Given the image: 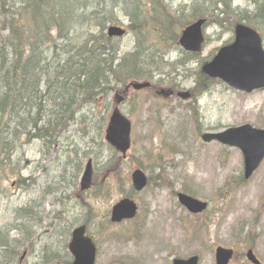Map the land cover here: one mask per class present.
<instances>
[{
    "label": "rangeland",
    "instance_id": "1",
    "mask_svg": "<svg viewBox=\"0 0 264 264\" xmlns=\"http://www.w3.org/2000/svg\"><path fill=\"white\" fill-rule=\"evenodd\" d=\"M148 1L154 0H145L143 3ZM168 2L176 9L184 5L198 4L203 0ZM233 5L242 9H252L247 0H236ZM118 18L122 21L121 25L128 24L122 14H119ZM218 34L215 27L207 30V43L201 58H206L230 39V35L221 37ZM118 45L121 53L130 52L134 46L133 36L127 34L119 40ZM168 58L175 60L173 53ZM197 68V64H191L186 71H181L183 75L176 81L179 91L186 92L192 89L194 83L191 77L195 79L194 71ZM131 91L128 93L129 101L120 107L121 112L132 124L130 156H135L136 163L141 162L147 166L149 156L154 158L160 154L162 159L158 163L164 167L163 172L159 174L161 185L135 196L134 201L139 208L135 221L144 227L142 234L144 240L126 245L107 244L100 240V257L96 264H114V260L118 258L128 261L124 258L126 256L137 258L140 264H171L172 259H186L194 254L200 257V264H215L216 246L235 250L239 257L230 264H246L244 257L240 256L241 253L244 255L248 245L254 246L256 256L261 264H264V161L250 179L243 184L240 183L239 176L243 170L240 151L215 142L203 143L200 140L197 136L199 129H195L193 116H190L183 107L191 99L183 101L175 96L167 99L154 98L150 91L138 93ZM112 106L113 96H110L107 100L100 98L98 103L80 112L85 114L92 124H96L101 117H105L107 123ZM196 106L200 128L204 133L219 132L242 124L264 129V90L246 95L215 84L198 100ZM169 107H172L173 113L168 112ZM74 129L75 126L72 125L63 136L71 137L75 133ZM62 142L65 143L63 140ZM20 147L26 152L23 156L15 154V157L23 160L22 165H25L24 161L27 162L28 167L22 170L21 176L29 178L28 183L33 180L31 192L33 193V190H39L46 180L41 172L43 166L52 170L51 166L56 165L54 163L57 159L54 155H48V160L44 162V147L40 140L22 139ZM20 149L18 153L21 154ZM64 160L65 155L62 157L63 165ZM135 167V164L131 168V164L127 163L124 173L130 176L131 170ZM11 180L9 177L0 184V225L8 226L10 229L6 238L8 241L13 234L10 224L15 217L16 209L30 197L36 196L24 193L25 188L22 191L16 187L11 188ZM45 183L48 187L51 186L49 181ZM71 185L66 186V191L74 195L76 188L71 189ZM63 190L61 188V192ZM180 190L208 202V210L200 216L193 217L187 214L176 199V193L181 192ZM66 196L71 205L72 197L68 193ZM118 199L119 196L114 192L105 198L94 196L89 199V204L100 216L96 215L94 219L102 220L103 216L99 212L109 211ZM6 222L7 224L2 225ZM133 223L121 224L112 231L130 229ZM194 225L205 226V232L202 234L196 232ZM3 250L6 251L7 248ZM22 256L23 254L20 257ZM19 263L42 264L41 257L29 258L28 254L19 260ZM12 264L18 263L13 261Z\"/></svg>",
    "mask_w": 264,
    "mask_h": 264
},
{
    "label": "trees",
    "instance_id": "2",
    "mask_svg": "<svg viewBox=\"0 0 264 264\" xmlns=\"http://www.w3.org/2000/svg\"><path fill=\"white\" fill-rule=\"evenodd\" d=\"M66 1L0 0V15L6 11L10 12L6 19L0 21V27L12 30L9 35L0 34V59L7 64L21 66L18 72L25 76L18 82L20 86L28 85L26 73L31 72L25 68L34 66L40 61L60 60L63 66L60 71L61 76L75 62L83 65L82 67L90 66L83 64L82 60L86 56L95 57L98 53L102 57L101 64L104 67L102 70L94 69V71L85 67L89 69L88 73L69 74V70L63 78H59L60 82L64 83L73 78H77V81L74 80L76 83L70 88H63L60 83L56 91L58 96L65 100L62 101L65 110H59V114L50 119L51 123L43 124L38 130L27 126L21 128L14 123L12 114H8L7 109L10 101H7L6 87L10 82H4L0 87V130L11 132L14 142L18 145H21L22 139L45 141L48 138L49 141H53L73 123L76 113L95 105L100 98L107 99L119 87L131 81H153L157 77L167 76L165 66L171 67V65L165 60V55L171 50H178L179 32L208 12L214 10L218 12L215 24L221 27L222 35L231 34L236 24L243 23L255 29L264 38V0H247L250 2L251 10L234 7L235 0H211L212 6L196 7L192 11L186 5L173 9L168 0H154L147 3H143L145 0H124L119 6H115V10L111 6L104 7L100 2L96 8L90 9L100 12L95 25L90 30H80L83 33L82 37L76 40L66 36L70 28H76L75 20L69 17L71 11L65 8ZM12 9L15 11L12 12ZM119 14H122L128 22L127 31L134 38V47L127 53H121L119 40L106 35L109 25L122 22L118 18ZM60 41L64 46L56 55ZM40 51L43 54H39ZM52 53L55 56L49 57ZM182 55L177 68H184L188 63L198 59L194 55L185 53ZM139 57L142 60H138ZM195 74L198 85L195 97H199L207 91L213 81L207 78L208 81L204 82L202 78L205 76L199 71ZM90 82L94 83L93 90L88 88ZM159 82L160 80L157 81ZM42 99L43 96H40V100ZM51 107L53 109L56 106L51 104ZM101 119L103 124L96 129L98 135L101 134L105 123V117ZM9 158L10 155L0 152V165H9ZM2 173L3 169L0 168V175Z\"/></svg>",
    "mask_w": 264,
    "mask_h": 264
},
{
    "label": "water",
    "instance_id": "3",
    "mask_svg": "<svg viewBox=\"0 0 264 264\" xmlns=\"http://www.w3.org/2000/svg\"><path fill=\"white\" fill-rule=\"evenodd\" d=\"M203 23V20H199L182 32L179 44L184 50L200 52L203 42L201 33ZM124 33L125 30L120 27H109L107 30L109 37H122ZM234 35L233 44L221 48L210 63L203 65L201 72L210 78L221 79L228 86L247 93L264 88V51L258 34L248 27L238 25L235 27ZM148 86V84L133 83L128 88L140 90ZM183 97L188 98V94H184ZM129 134L130 123L115 108L106 130V141L125 156L129 148ZM202 139L240 149L244 158L245 179L252 175L264 158V130L254 129L250 125L230 128L219 134H205ZM91 173L88 164L81 181L82 190L89 187ZM132 185L136 191H141L146 185L145 176L138 170L132 174ZM178 200L192 213L202 212L206 208V204L182 194L178 195ZM135 212V204L125 199L113 208L111 219L113 222L131 219L135 216ZM84 233V227H81L72 234L69 250L75 258L73 264H94L95 248L91 241L84 237ZM231 256V250L216 249L217 264H228ZM246 258L252 264H260L251 250L247 252ZM197 261L198 259L193 257L188 261L175 260L173 264H197Z\"/></svg>",
    "mask_w": 264,
    "mask_h": 264
},
{
    "label": "bare ground",
    "instance_id": "4",
    "mask_svg": "<svg viewBox=\"0 0 264 264\" xmlns=\"http://www.w3.org/2000/svg\"><path fill=\"white\" fill-rule=\"evenodd\" d=\"M123 1L124 0H67L65 8L71 11V16L69 17L75 20L74 23L76 24V28H70L66 36L70 39L76 40L82 37L83 33L80 32V30H90V28L95 25V22L100 15L99 11H91L90 9L96 8L100 2H102L104 7L111 6L112 9L115 10V6H119ZM38 5L41 4L38 3ZM100 10L103 12L102 8H100ZM11 11L14 12L15 10L12 9ZM9 15V11L1 14L0 21L6 19ZM11 33L12 30L9 28L2 29L0 27V34L2 36H6ZM63 46L64 43L60 41V46L57 49L56 55L62 50L60 48H63ZM38 53L43 54L41 51ZM52 56H55L54 53L49 54V57ZM138 60H142L141 57H139ZM59 61L60 60L49 59L48 61H40L34 66L24 67L31 73H26V82L28 85L20 86L18 82L25 76V74L22 76V74L18 72L21 66L16 64H7L0 59V87L4 82H10V84L8 83L6 87L8 90L6 92L7 101H10L7 109L9 111L8 114H12L14 123L19 127L23 128L24 126H27V128H33V130H36L37 128L38 130L43 124L47 125L48 123H51L50 119L55 117L56 114H59V110H65L64 104L62 103V101L65 100L64 98L58 96L56 89L60 83H62L63 88H70L76 83L75 81H77V78H71L72 80L65 83L60 82L59 78H63L69 70V74H73L77 72L88 73L89 69L85 67H89L93 71L94 69H104L101 64L102 57L98 53L95 57L86 56L82 60L83 64H88L90 66L82 67L83 65L75 62L70 66L71 68H69L61 76L60 71L63 69V66ZM175 74L178 76L183 75V73L179 70H176ZM202 80L204 82L208 81L206 77L202 78ZM88 88L93 90L94 83L90 82ZM40 96H43L42 100H40ZM51 104L56 107L52 109ZM88 124H90V120L85 116V114H82L81 112L75 114V119L73 121V126H75L74 130L80 126ZM19 149L21 150L22 155L18 153ZM0 152L4 155H10L8 161H11L17 159L15 154L23 156L26 151L23 147H20V145L14 142V136L11 132L0 130ZM25 165L28 167V164ZM16 175L17 177H21V173H16ZM45 208L46 204H39L33 197L27 199L20 206L21 210L18 211V216L16 217L17 226L15 230L11 228L13 234H11L7 250L3 253L10 263L13 261L18 263L21 258L20 256L27 247L25 238L28 231L23 229L27 228L29 225V219L26 218L32 216L33 214H45ZM67 217L68 213L65 215V219H67ZM61 227L64 226L62 225ZM9 230L8 226H0V243L7 242L6 238Z\"/></svg>",
    "mask_w": 264,
    "mask_h": 264
},
{
    "label": "flooded vegetation",
    "instance_id": "5",
    "mask_svg": "<svg viewBox=\"0 0 264 264\" xmlns=\"http://www.w3.org/2000/svg\"><path fill=\"white\" fill-rule=\"evenodd\" d=\"M84 143L82 145V151L78 150V153L76 155L75 163L80 164L84 157L89 156L90 158L88 160L92 161L94 175L98 171L99 163L102 164L104 160V155L101 153L103 150L108 149L104 144H98L96 140L94 139L93 135L90 134V131H87V133L84 136ZM99 149V150H98ZM67 179L63 177L64 182L71 181V189L77 188L74 192V195L71 194L69 191H66V186L64 182H60L59 186L64 189L57 196V202L55 203V211L54 216L51 220V211L54 209L53 204L51 202V197L48 191V184L46 183L45 188V195L44 199L47 201V209L44 216L45 223H47V228L44 230L45 233L41 235V243L45 248L46 251V259L49 264H63L65 262V244L62 243V232L66 230L67 223L77 222L85 223L87 221H90V224H95L92 220L93 218V208L89 204L88 200L92 199L96 193V190L98 188L97 180H92V186L88 191L81 192L79 191V184L77 181L76 185V178L75 173L73 172L72 168L69 169ZM103 182V179L101 180V183ZM69 183V185L71 184ZM66 193L69 194L72 198H74V202L78 207H74L72 210V215L68 219H65V215L67 214L66 210ZM84 207V208H83ZM82 211H85V216L83 215ZM64 227H61V226ZM53 238V239H50ZM33 240V238H32Z\"/></svg>",
    "mask_w": 264,
    "mask_h": 264
}]
</instances>
